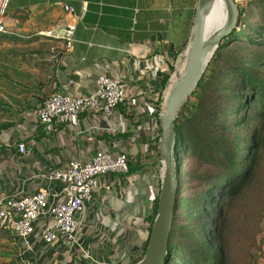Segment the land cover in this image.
I'll list each match as a JSON object with an SVG mask.
<instances>
[{"label": "crops", "instance_id": "obj_1", "mask_svg": "<svg viewBox=\"0 0 264 264\" xmlns=\"http://www.w3.org/2000/svg\"><path fill=\"white\" fill-rule=\"evenodd\" d=\"M197 4L0 0L5 28L0 33V200L37 192L43 186L36 177L41 171L64 169L76 160L87 164L100 151L114 157L126 154L134 170L108 176L112 190L94 194L82 236L89 256L70 254L63 244L44 246L35 237L29 258H21L19 250L26 246L0 221V255L10 264H122L133 247H143L146 218L162 186L161 113L171 81L165 84V79L178 65L181 54L176 62L175 55L190 39ZM101 74L126 83V101L110 117L86 112L76 125L47 134L37 117L44 102L70 80L72 95L92 94ZM19 143L27 145L28 155L20 154ZM126 217L131 224H145L147 234L125 248L111 239Z\"/></svg>", "mask_w": 264, "mask_h": 264}, {"label": "trees", "instance_id": "obj_2", "mask_svg": "<svg viewBox=\"0 0 264 264\" xmlns=\"http://www.w3.org/2000/svg\"><path fill=\"white\" fill-rule=\"evenodd\" d=\"M251 6L246 12L240 10L237 27L216 50L198 89L177 118L178 189L166 264H222L224 256L219 247L226 227V206L260 175L264 151V71L259 68L264 66V50L260 54L231 48L241 43L264 49V0H254ZM252 19L261 22L250 23ZM187 43L188 39L175 55V62ZM175 69L172 66V74ZM171 75L166 77L165 84ZM162 101L163 97L159 102ZM161 109L160 105L157 115ZM251 123L254 126L246 132ZM189 159L201 168L185 171ZM158 163L162 165L160 153ZM129 166L131 174L134 170L130 163ZM188 182L193 184L189 193L185 190ZM158 202L159 196L146 218L148 236L141 252L131 257L128 264H137L146 253Z\"/></svg>", "mask_w": 264, "mask_h": 264}, {"label": "built area", "instance_id": "obj_3", "mask_svg": "<svg viewBox=\"0 0 264 264\" xmlns=\"http://www.w3.org/2000/svg\"><path fill=\"white\" fill-rule=\"evenodd\" d=\"M64 8L68 13L73 12L68 6ZM4 32L0 20V33ZM67 44L71 49V39ZM73 84L72 80L67 82L37 111L38 120L47 134L62 126L76 125L80 115L86 112L110 117L126 101V83L106 74L98 76L97 90L89 95H72L69 88ZM18 150L20 154H29L25 143H19ZM129 172L126 154L114 157L106 151L98 152L87 164L76 160L64 169L43 170L36 176L43 184L37 192L18 193L0 200V221L23 242L28 251L32 249V240L36 237L44 246L63 244L70 254L80 252L89 256L83 237L94 194L112 190L108 176L127 175ZM139 252L141 248L133 247L122 264H128L130 258L138 256ZM94 264L111 263L101 261Z\"/></svg>", "mask_w": 264, "mask_h": 264}, {"label": "water", "instance_id": "obj_4", "mask_svg": "<svg viewBox=\"0 0 264 264\" xmlns=\"http://www.w3.org/2000/svg\"><path fill=\"white\" fill-rule=\"evenodd\" d=\"M214 0H198L196 19L188 44L181 54L187 60L182 74L174 73L161 113L162 136L159 153L163 164L162 186L156 217L146 253L137 264H166L168 243L174 222L178 189V169L175 156L176 122L181 109L188 103L212 60L216 50L237 27L240 7L235 0H224L227 19L212 35H206L207 12ZM178 70V69H177Z\"/></svg>", "mask_w": 264, "mask_h": 264}, {"label": "rangeland", "instance_id": "obj_5", "mask_svg": "<svg viewBox=\"0 0 264 264\" xmlns=\"http://www.w3.org/2000/svg\"><path fill=\"white\" fill-rule=\"evenodd\" d=\"M253 1L254 0H239L237 4L240 10L246 12L249 8H252L251 5ZM249 22H255V24H257L261 21L260 19L258 21L257 19H252ZM231 48L240 52H256L260 54L264 50L241 43L233 44ZM184 59V56L180 57L175 72L178 71L177 69L182 65ZM181 69H179L177 74H179ZM259 69L264 71V66ZM253 126L254 123H251V125L246 128V132H250ZM200 168L198 162L193 159L187 160L184 166L185 171ZM259 173L260 175L257 181H254L242 195L232 199L226 206V227L224 232L220 235L222 247H219L224 256L222 264H264V151L263 163ZM192 185L193 184L189 182L185 184L187 193L190 192L189 188H191ZM116 207H118V210H121L120 206ZM178 224L181 226L182 220ZM4 232H8L9 234L8 230H4ZM146 234L147 230L145 224H131V221L126 217V220L116 227L111 241L114 244L126 248L128 246L130 247V244L135 243L140 237H143L145 240ZM19 251L21 258H29L30 252L27 249H21ZM0 253H2L1 249ZM10 263V259H5L0 255V264Z\"/></svg>", "mask_w": 264, "mask_h": 264}, {"label": "bare ground", "instance_id": "obj_6", "mask_svg": "<svg viewBox=\"0 0 264 264\" xmlns=\"http://www.w3.org/2000/svg\"><path fill=\"white\" fill-rule=\"evenodd\" d=\"M226 19H227V11L224 0H214L209 11L207 12L206 35L210 36L218 29H220L225 24ZM184 63L185 66L182 67ZM186 66H187V60L184 59L182 65H180L178 68V71L179 69L182 68L179 74H182L185 71Z\"/></svg>", "mask_w": 264, "mask_h": 264}]
</instances>
